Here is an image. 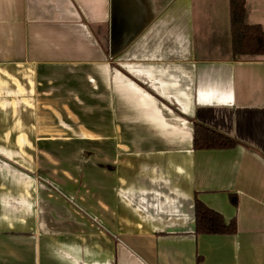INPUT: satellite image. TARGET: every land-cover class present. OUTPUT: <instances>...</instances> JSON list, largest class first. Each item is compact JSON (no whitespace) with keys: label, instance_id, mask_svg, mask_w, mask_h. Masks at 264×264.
<instances>
[{"label":"crops","instance_id":"crops-1","mask_svg":"<svg viewBox=\"0 0 264 264\" xmlns=\"http://www.w3.org/2000/svg\"><path fill=\"white\" fill-rule=\"evenodd\" d=\"M0 264H264V56L228 0H0Z\"/></svg>","mask_w":264,"mask_h":264},{"label":"trees","instance_id":"trees-1","mask_svg":"<svg viewBox=\"0 0 264 264\" xmlns=\"http://www.w3.org/2000/svg\"><path fill=\"white\" fill-rule=\"evenodd\" d=\"M228 3L232 56H264V31L258 25L245 24L244 1L228 0ZM237 144L234 139L221 133L197 123L193 124L194 150L230 149ZM229 200L232 205H236L235 196L230 195ZM194 232L195 234L232 235L236 232V224L234 220L226 223L220 214L196 199Z\"/></svg>","mask_w":264,"mask_h":264}]
</instances>
